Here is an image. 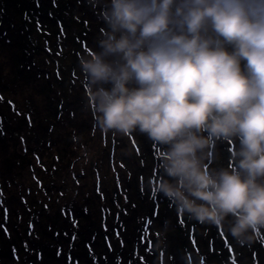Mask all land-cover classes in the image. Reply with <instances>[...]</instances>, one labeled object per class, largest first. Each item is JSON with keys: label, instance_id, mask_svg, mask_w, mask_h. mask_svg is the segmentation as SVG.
Segmentation results:
<instances>
[{"label": "trees", "instance_id": "obj_1", "mask_svg": "<svg viewBox=\"0 0 264 264\" xmlns=\"http://www.w3.org/2000/svg\"><path fill=\"white\" fill-rule=\"evenodd\" d=\"M107 3L0 0V44L11 48L9 63L19 65L43 44L67 71L48 74L46 106L12 92L0 74V126L6 111L14 118L19 110L10 136L0 131V141L12 146L0 155V264H264V229L241 245L229 232L231 217L223 227L200 224L156 192L168 179L160 166L167 146L138 130L99 127L80 60L98 51ZM238 148V141L217 142L205 163L229 169Z\"/></svg>", "mask_w": 264, "mask_h": 264}, {"label": "clouds", "instance_id": "obj_2", "mask_svg": "<svg viewBox=\"0 0 264 264\" xmlns=\"http://www.w3.org/2000/svg\"><path fill=\"white\" fill-rule=\"evenodd\" d=\"M80 60L104 132L167 146L156 187L178 212L241 245L264 229V0H108ZM206 134V135H205ZM239 142L210 170L217 142Z\"/></svg>", "mask_w": 264, "mask_h": 264}, {"label": "rangeland", "instance_id": "obj_3", "mask_svg": "<svg viewBox=\"0 0 264 264\" xmlns=\"http://www.w3.org/2000/svg\"><path fill=\"white\" fill-rule=\"evenodd\" d=\"M12 28L13 27L5 28L4 32L7 33ZM91 44L92 49H96L94 43L91 42L90 45ZM44 47L45 46L43 44H40V46L38 45L35 48L36 53L32 54V56L30 55L28 59L21 60L19 65H12L8 61L12 53L11 48H4V45L0 44V50L5 51L4 56L0 58V62L2 63L0 74H4V76H2L3 79L7 78V81L11 83L12 92L33 95V97L39 98L44 106H46L47 103L45 102L47 101V97L44 93L43 85L48 77V74L59 76L65 74L67 71L64 67L59 68V64L64 63L63 61H61V58L58 56H54L52 53L46 52L45 49L42 50V48ZM72 47V44L66 45L62 48L61 52H67ZM82 49L77 51H82ZM55 50L57 51V48H55ZM73 51H71L70 53H72ZM39 52L41 53L39 54ZM2 54L3 53H0V56H2ZM10 69L11 74H9L10 76H7ZM0 86H2L1 82ZM8 105H10V103H8ZM13 109L14 107L12 108V110ZM18 111V109H15L14 118L10 111H6L7 115L3 118V122L0 126L1 133H8V135L10 136L11 131L17 128V124L15 122L17 115L15 114ZM11 150L12 146L9 147L7 141H0V155H5V153L8 154ZM95 150L96 149L93 148L91 151ZM91 157L94 156L92 155ZM31 161V158H26L23 160V163L31 164ZM93 177H95V175H93Z\"/></svg>", "mask_w": 264, "mask_h": 264}, {"label": "snow or ice", "instance_id": "obj_4", "mask_svg": "<svg viewBox=\"0 0 264 264\" xmlns=\"http://www.w3.org/2000/svg\"><path fill=\"white\" fill-rule=\"evenodd\" d=\"M73 239H74V237H73Z\"/></svg>", "mask_w": 264, "mask_h": 264}]
</instances>
